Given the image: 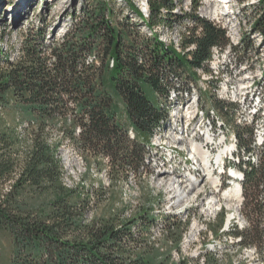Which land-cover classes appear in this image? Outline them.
<instances>
[{
    "label": "trees",
    "instance_id": "trees-1",
    "mask_svg": "<svg viewBox=\"0 0 264 264\" xmlns=\"http://www.w3.org/2000/svg\"><path fill=\"white\" fill-rule=\"evenodd\" d=\"M124 1L150 37L115 17L108 2H96L58 41L46 40L41 26L22 40L17 55L0 47V264H168L139 251L133 228L140 218L146 227L154 224L150 217L85 221L93 193L83 192V182L65 184L58 151L67 141L106 161L112 178L141 176L151 137L169 119L160 101L174 95L184 103L182 95L197 92L198 71L210 72L212 48L222 51L228 40L223 29L199 17L201 0L180 16L173 0H147L148 17ZM174 15L193 23L180 38L181 51L155 32L159 24L171 27ZM251 32L264 45V0H258ZM216 103L224 113L225 104ZM201 109L222 119L214 108ZM208 121L213 125L212 116ZM234 125L244 126L234 133L245 225L232 226L230 234L264 264V142L254 145V124Z\"/></svg>",
    "mask_w": 264,
    "mask_h": 264
},
{
    "label": "rangeland",
    "instance_id": "rangeland-1",
    "mask_svg": "<svg viewBox=\"0 0 264 264\" xmlns=\"http://www.w3.org/2000/svg\"><path fill=\"white\" fill-rule=\"evenodd\" d=\"M173 1L174 14L180 16L191 12L195 0H181V4L178 0ZM96 2H108L115 17L129 21L130 26L142 35L151 36L145 23L124 0H0V47L12 57L17 55L22 40L33 36L41 26L46 29V40L50 37V41H58L80 22L81 10H88ZM131 2L145 17L149 16L147 0ZM216 10L221 13L217 15ZM257 11L258 0L200 1L197 14L223 29L228 45L220 54H214L217 74L207 83L208 88L204 85L207 76L201 74L195 77L198 91L191 92L188 97L182 95L183 99L186 98L184 103L175 100L174 95L166 102L160 101L168 110L169 119L154 132L146 148L147 172L144 169L140 170L141 176L123 174L112 178L114 174L110 173L106 161L76 151L67 141L63 143L58 156L64 169L65 184L81 186L83 182V192L93 193L87 204L85 221L115 215L123 220L141 215L150 217L155 220L154 224L146 227L140 218L138 226L133 228V232L140 234L139 251L157 254L168 264H260L254 249L241 247L239 239L230 234L232 226L240 230L245 225L240 214L241 204L234 208L235 201L232 200V207L228 208L223 199L226 190L239 184L228 175L236 167V162H225V172L217 168L220 176H216L222 185L213 188L203 180L198 172L201 167L194 164L196 160L188 148L192 140L204 145L202 128L196 129L200 120L197 118L192 125H187L196 108H214L226 125L236 132V128L244 126H235V117L246 118L245 108L250 106L244 105L243 99L250 98L253 93H261L262 104L257 109L264 111V45L261 37L251 32ZM175 15L172 20L176 21L171 27L159 24L155 26V32L163 42H171L177 51H181L180 38L187 36L193 23L185 18L178 22L181 20ZM187 48V51L193 50L190 46ZM216 102L225 104L224 113L219 111ZM250 151L252 156L258 157L259 149L251 147ZM189 176L195 186L189 185ZM167 181L173 183L171 189L174 191L169 192L168 185H165ZM199 181L201 184L196 186ZM194 187H201L198 196H193ZM183 188L184 198L176 203ZM210 202L216 205L209 212ZM229 216L231 220L227 222ZM141 228L146 229L141 231Z\"/></svg>",
    "mask_w": 264,
    "mask_h": 264
},
{
    "label": "bare ground",
    "instance_id": "bare-ground-1",
    "mask_svg": "<svg viewBox=\"0 0 264 264\" xmlns=\"http://www.w3.org/2000/svg\"><path fill=\"white\" fill-rule=\"evenodd\" d=\"M220 12L216 10V14L218 15ZM193 48V47H192ZM222 51H220L217 48H212V54H211V61H210V72L208 74H205L206 79L205 82H210L211 79L215 78L216 76V66L214 65V54H220ZM218 71V70H217ZM219 73V72H218ZM202 73L198 71L199 77L201 76ZM204 85H206L204 83ZM204 90L205 87H203ZM249 99V101H248ZM243 104L248 105L250 107H246V118L244 120L242 119H236L235 117V122L238 125H250L254 124V136H255V142L254 145L256 147L261 146L264 142V128L262 127L264 124V119L262 118L264 115V111H262L259 114V110L261 108L257 109L258 105H261V93L260 94H255L253 93L250 95V98L244 97L243 99ZM259 114V115H258ZM209 116H212V122L213 125L210 124L208 121ZM199 118V123L197 124V128L201 127L202 129L200 130L201 132V137L202 140L204 141V145L196 144L195 141H190L188 143V148L189 152L192 153V157H194V160H196L194 163L198 168V172L202 174L203 180L210 183V185L213 186V188L222 185L220 182V173L217 174V168H220V171H223V165L225 162L230 163L236 162V167L231 171L228 175L230 178L233 180H236L237 182H241L243 178V173L242 171L238 168V159L235 156V152L237 151V141H236V136L234 133V130L230 127L227 126L220 117L213 116L212 113H204L202 110L197 109L189 119L187 120V125H192V121L195 119ZM188 127V126H187ZM194 132V131H193ZM225 137H229L228 142H225ZM213 155L214 159L211 160V156ZM235 157V159H234ZM252 158V157H250ZM252 161L254 159L252 158ZM224 173V172H221ZM219 175V176H216ZM179 181V180H178ZM188 183L189 185H194L195 182L191 179V177H188ZM165 185H168V188L170 189L169 192L174 191V189H171L173 186V183H170L169 181L165 182ZM196 188V189H195ZM239 185H235L232 188L226 190L223 193V199L226 201V204H228V208L232 207V200L235 201V204H233L234 208L239 205L241 202V193L239 190ZM194 194L193 196H198L201 187L193 188ZM184 188L181 190L180 197L179 199L176 200L180 202L183 200L184 196ZM173 197V196H172ZM216 203L210 202L208 210L209 212L214 210V206ZM231 220V216L227 218V222Z\"/></svg>",
    "mask_w": 264,
    "mask_h": 264
},
{
    "label": "built area",
    "instance_id": "built-area-1",
    "mask_svg": "<svg viewBox=\"0 0 264 264\" xmlns=\"http://www.w3.org/2000/svg\"><path fill=\"white\" fill-rule=\"evenodd\" d=\"M228 140H229V137H225V142H228Z\"/></svg>",
    "mask_w": 264,
    "mask_h": 264
},
{
    "label": "water",
    "instance_id": "water-1",
    "mask_svg": "<svg viewBox=\"0 0 264 264\" xmlns=\"http://www.w3.org/2000/svg\"><path fill=\"white\" fill-rule=\"evenodd\" d=\"M200 184H201V181L197 182V183H196V186H197V185H200Z\"/></svg>",
    "mask_w": 264,
    "mask_h": 264
}]
</instances>
